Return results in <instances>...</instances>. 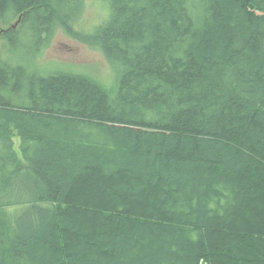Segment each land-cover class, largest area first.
Returning <instances> with one entry per match:
<instances>
[{
	"label": "trees",
	"instance_id": "16d2710c",
	"mask_svg": "<svg viewBox=\"0 0 264 264\" xmlns=\"http://www.w3.org/2000/svg\"><path fill=\"white\" fill-rule=\"evenodd\" d=\"M85 1L0 0V264H264V0H93L112 85Z\"/></svg>",
	"mask_w": 264,
	"mask_h": 264
},
{
	"label": "rangeland",
	"instance_id": "374dc122",
	"mask_svg": "<svg viewBox=\"0 0 264 264\" xmlns=\"http://www.w3.org/2000/svg\"><path fill=\"white\" fill-rule=\"evenodd\" d=\"M104 13L105 9L99 5L98 1L86 0L81 18L75 26L78 31L73 30L68 33L60 29L55 31L49 41V46L43 53L37 55L35 63L37 67L45 72L74 71L90 75L109 85L115 83L113 68L100 51L99 43L95 41L96 37L91 34L95 26L103 20ZM4 44L5 42L0 39V53L6 56L9 50ZM18 51L15 52L18 57L23 55L22 50ZM13 139L15 149L18 151V139L17 137Z\"/></svg>",
	"mask_w": 264,
	"mask_h": 264
}]
</instances>
